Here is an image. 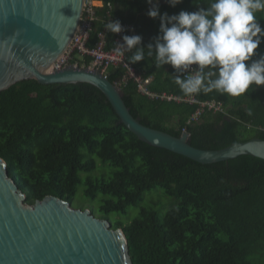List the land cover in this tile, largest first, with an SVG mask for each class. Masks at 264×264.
<instances>
[{
	"label": "trees",
	"instance_id": "1",
	"mask_svg": "<svg viewBox=\"0 0 264 264\" xmlns=\"http://www.w3.org/2000/svg\"><path fill=\"white\" fill-rule=\"evenodd\" d=\"M115 6L112 20L134 25L142 37L145 59L133 64L148 90L185 97L174 83L171 65L155 66L148 45L160 35V19L150 18L149 0H104ZM212 0H182L158 5L161 15L195 12ZM91 42L107 21L103 9ZM264 29V12L257 13ZM116 34L109 33L111 48ZM132 53H129L128 58ZM264 55V41L257 56ZM255 58V57H254ZM130 61V60H129ZM89 58L74 55L70 64L88 67ZM124 67L107 77L119 85ZM134 118L141 124L180 138L184 129L191 146L221 150L253 139L264 140V86L233 97L218 91L196 95L217 101L225 113L204 110L190 123L198 104L152 99L129 80L122 88ZM0 159L8 176L34 205L54 196L81 202L96 218L123 229L134 264H264V160L253 156L202 165L138 139L106 96L89 85L43 86L20 82L0 92ZM161 191L176 200L165 212L143 206L145 196ZM139 215L131 222H112V214ZM165 207L163 206V209Z\"/></svg>",
	"mask_w": 264,
	"mask_h": 264
},
{
	"label": "water",
	"instance_id": "2",
	"mask_svg": "<svg viewBox=\"0 0 264 264\" xmlns=\"http://www.w3.org/2000/svg\"><path fill=\"white\" fill-rule=\"evenodd\" d=\"M83 0H0V92L27 80L43 86L89 85L101 91L140 141L199 164L253 156L264 160V140L221 150L191 146L134 118L122 89L96 69L68 65L49 72L66 51L80 21ZM0 264H134L123 229L72 208L54 196L34 205L10 179L0 159Z\"/></svg>",
	"mask_w": 264,
	"mask_h": 264
},
{
	"label": "clouds",
	"instance_id": "3",
	"mask_svg": "<svg viewBox=\"0 0 264 264\" xmlns=\"http://www.w3.org/2000/svg\"><path fill=\"white\" fill-rule=\"evenodd\" d=\"M168 3L175 7L182 0ZM259 12H264V0H212L195 12L169 16L160 14L156 0L148 15L159 17L160 35L148 45L147 55L155 56L156 67L172 66L177 73L174 83L185 97L214 90L233 97L244 95L253 86L255 90L264 86V55L257 56L264 41ZM105 27L114 34L124 31L119 21L111 20ZM141 44V36L124 35L115 51L132 53L130 64H136L145 59Z\"/></svg>",
	"mask_w": 264,
	"mask_h": 264
},
{
	"label": "built area",
	"instance_id": "4",
	"mask_svg": "<svg viewBox=\"0 0 264 264\" xmlns=\"http://www.w3.org/2000/svg\"><path fill=\"white\" fill-rule=\"evenodd\" d=\"M99 9L104 10L107 16V21L105 22L103 30L99 31L95 36L94 41L91 42V33L93 32L94 25L99 21ZM114 10L115 6L111 2H105L102 0H83L82 13L78 26L68 45V48L52 65L51 72L61 71L66 68L68 65H70V61L73 59L74 55H76L78 59L86 57L91 60L90 65L87 68L96 69L105 76H107L109 70L112 67H124V69L126 70V76L118 85L121 89L126 87L129 80H134L135 82H137L140 92L152 99H160L176 103L198 104V110L195 112V114L192 115L190 123L198 122V119L204 112V110H209L215 113H225L224 106L221 102H200L196 98V95L192 98H188L174 96L168 93H151L148 90V87L151 85L152 80L150 78L144 79L138 72V70L134 67V65L130 64L128 58L130 52H125L123 55H119L115 51L117 44H123L124 35H138L136 27L130 24H121L124 31L116 34L114 45H112L111 48H108V34L110 32L106 29L105 26L112 20ZM72 65L80 67L78 64ZM192 67L196 66L193 65ZM183 75H187V73ZM183 132L185 134L186 129H184Z\"/></svg>",
	"mask_w": 264,
	"mask_h": 264
},
{
	"label": "rangeland",
	"instance_id": "5",
	"mask_svg": "<svg viewBox=\"0 0 264 264\" xmlns=\"http://www.w3.org/2000/svg\"><path fill=\"white\" fill-rule=\"evenodd\" d=\"M123 91V89H122ZM80 196H77L75 199L74 205L71 206L72 208H78L80 205H84L86 201L81 202ZM176 200L172 197H168L163 194L161 191L154 192L152 194H148L145 196V200L143 202V206L146 208H154L157 209L161 212H165L171 205H175ZM86 207H92V208H97L98 207V202L95 201L94 204H85ZM163 206L165 207L163 209ZM90 211V209H88ZM139 215V209L132 208L130 212L128 213L127 216L125 215H120V214H112L110 219L112 222H117V221H124V222H131L133 221L137 216Z\"/></svg>",
	"mask_w": 264,
	"mask_h": 264
},
{
	"label": "crops",
	"instance_id": "6",
	"mask_svg": "<svg viewBox=\"0 0 264 264\" xmlns=\"http://www.w3.org/2000/svg\"><path fill=\"white\" fill-rule=\"evenodd\" d=\"M104 1V0H102ZM156 3V0H152V7L153 5ZM166 3V0H158V5H161V4H165ZM152 81H153V77L150 78Z\"/></svg>",
	"mask_w": 264,
	"mask_h": 264
},
{
	"label": "bare ground",
	"instance_id": "7",
	"mask_svg": "<svg viewBox=\"0 0 264 264\" xmlns=\"http://www.w3.org/2000/svg\"><path fill=\"white\" fill-rule=\"evenodd\" d=\"M51 67H52V66H51ZM51 69H52V68L49 69L48 73L51 72ZM117 86H118V85H117Z\"/></svg>",
	"mask_w": 264,
	"mask_h": 264
}]
</instances>
